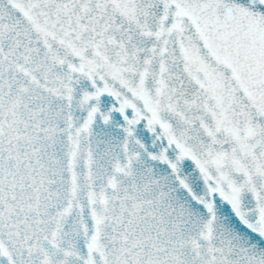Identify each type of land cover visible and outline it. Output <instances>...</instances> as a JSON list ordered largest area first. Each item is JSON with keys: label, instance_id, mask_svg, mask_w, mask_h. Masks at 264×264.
Segmentation results:
<instances>
[{"label": "snow or ice", "instance_id": "obj_1", "mask_svg": "<svg viewBox=\"0 0 264 264\" xmlns=\"http://www.w3.org/2000/svg\"><path fill=\"white\" fill-rule=\"evenodd\" d=\"M0 264H264V0H0Z\"/></svg>", "mask_w": 264, "mask_h": 264}]
</instances>
